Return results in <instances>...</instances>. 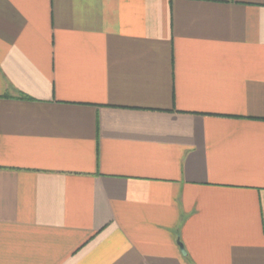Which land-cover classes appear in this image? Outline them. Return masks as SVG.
I'll return each instance as SVG.
<instances>
[{
    "label": "crops",
    "instance_id": "0c3cea01",
    "mask_svg": "<svg viewBox=\"0 0 264 264\" xmlns=\"http://www.w3.org/2000/svg\"><path fill=\"white\" fill-rule=\"evenodd\" d=\"M0 264H264V0H0Z\"/></svg>",
    "mask_w": 264,
    "mask_h": 264
},
{
    "label": "water",
    "instance_id": "95a60500",
    "mask_svg": "<svg viewBox=\"0 0 264 264\" xmlns=\"http://www.w3.org/2000/svg\"><path fill=\"white\" fill-rule=\"evenodd\" d=\"M179 247H180L182 254H185V251H184L183 247L181 246V244H179Z\"/></svg>",
    "mask_w": 264,
    "mask_h": 264
}]
</instances>
